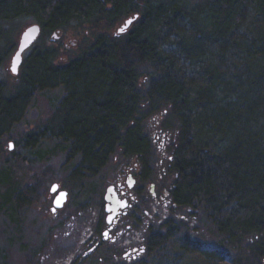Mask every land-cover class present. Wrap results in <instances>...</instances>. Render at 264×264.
<instances>
[{"label": "trees", "instance_id": "trees-1", "mask_svg": "<svg viewBox=\"0 0 264 264\" xmlns=\"http://www.w3.org/2000/svg\"><path fill=\"white\" fill-rule=\"evenodd\" d=\"M248 9L264 28V0H0V68L15 47L16 21L29 16L42 27L17 81L0 79V207L29 204L35 192L18 189L23 159L3 156L5 141L28 150L58 139L73 183L100 173L116 153L135 157L144 183L153 152L145 121L160 112L163 129L177 127L167 148L177 173L173 211L200 214L217 244L197 243L186 223L167 218L152 228L143 256L111 264H264V62L248 60L264 61V35L256 26L238 34ZM134 14L123 33L98 30ZM72 24L97 31L64 62L42 39ZM56 87L65 93L48 115L24 124L29 104ZM104 185L84 191L92 199Z\"/></svg>", "mask_w": 264, "mask_h": 264}, {"label": "rangeland", "instance_id": "rangeland-1", "mask_svg": "<svg viewBox=\"0 0 264 264\" xmlns=\"http://www.w3.org/2000/svg\"><path fill=\"white\" fill-rule=\"evenodd\" d=\"M190 4L202 3L207 0H188ZM34 22L32 17L26 16L20 18L14 23L13 35L15 37V46L20 31L26 25ZM256 17L253 15L252 10L247 11L245 14L241 28L238 34L240 37L249 35L250 31L257 27L254 25ZM120 25L117 24L112 28L102 26L98 27L101 32L115 33ZM97 29L92 28L90 25L84 24L81 26L70 25L63 31H58V37L53 38L50 35L44 36L42 43L57 48L59 52V60L67 62L69 59L75 57L83 48H85L93 39ZM254 32H258L261 36L264 35V28L257 27ZM247 33V34H246ZM15 48V47H14ZM13 48V50H14ZM32 48V47H31ZM31 48L24 52V59L30 53ZM11 51L10 55L12 54ZM9 55V58H10ZM8 58V60H9ZM250 64H260L264 61H256L248 59ZM247 60V62H248ZM233 65L237 62V58L230 61ZM5 67L0 68V79H6L9 82H16L17 79ZM236 66V65H235ZM234 67V66H233ZM233 70V69H231ZM145 79V77H144ZM44 95H38L28 106L24 113L22 122L31 125L38 118L47 116L50 111V102L56 104L64 95L65 90L62 87L45 90ZM167 119V118H166ZM164 115L160 112L155 113L145 121V130L152 141V159L150 163V170L147 178H143L144 183H141L142 177L145 176L143 171L137 164L135 157L122 156L119 153L112 155L108 164L97 175L86 178L84 182L73 183L69 177L72 172L73 166L66 159V154L63 151L58 139L46 136L38 141L33 149L20 148L15 146L12 140H7L3 144V156L8 158L11 152L19 154L22 162L16 163V170L18 180L21 183L18 189L25 187H32L34 192V200L29 204L20 205L11 209L9 205L0 207V264H81L80 256H77V248L72 252L65 255L61 250H64V239L61 235L67 227L63 226L59 229L56 228L55 220H53V213L50 211L51 200L54 192H50L52 183H59L60 187L68 190V199L64 207L59 210L62 217L66 215L71 208L73 211L71 222L79 223L82 217H93L96 215V210L88 209V206L77 209L78 206L84 202L102 200L105 188L109 183L120 182V188L126 190L127 197L133 198L137 196L138 188L141 185L139 197L141 201H147V210L145 223L152 225L153 229L159 227L167 218L175 219L176 221H186V229L188 234L197 240H201L204 244L214 246L217 244V237L214 235L215 230L212 225L203 222L204 218L200 214H193V209H176L170 211L169 197L167 195L168 185L171 183V175L168 174L165 161L169 156L168 149L162 148L167 143H172L175 137L176 124L170 128L163 129ZM166 124V123H165ZM15 132H22L16 130ZM164 142L166 144H164ZM12 145L9 149V145ZM27 150V151H26ZM136 164V165H135ZM1 166V163H0ZM136 166V167H135ZM166 172L165 176L164 173ZM132 174V179L135 184L128 188L126 186L127 174ZM161 177L163 179H161ZM102 193L92 195L93 198L88 197L84 188L89 184L97 185L98 183L104 184ZM27 183V184H26ZM154 183L153 195L150 193V184ZM0 190L2 188L0 187ZM44 191L42 198H38V194ZM40 192V193H39ZM50 192V195H49ZM49 195V196H48ZM129 198V199H130ZM144 203V202H143ZM89 210H92L88 213ZM191 213V214H190ZM177 217V218H176ZM70 224V221L68 225ZM75 226V225H74ZM50 228H56L53 232L48 231ZM145 225H143V229ZM142 229V228H141ZM142 229V230H143ZM69 235H66L65 245L68 246L70 242L77 241L80 246V241L85 239V235L80 233L76 235L74 230L68 229ZM48 235L50 237L48 238ZM132 248L130 249V251ZM59 251L61 254L59 255ZM131 252L127 256H131ZM194 259L195 258H191ZM76 260V261H75ZM196 261L197 256H196ZM189 262V261H188ZM226 264V263H222Z\"/></svg>", "mask_w": 264, "mask_h": 264}, {"label": "flooded vegetation", "instance_id": "flooded-vegetation-1", "mask_svg": "<svg viewBox=\"0 0 264 264\" xmlns=\"http://www.w3.org/2000/svg\"><path fill=\"white\" fill-rule=\"evenodd\" d=\"M121 26V25H120ZM119 26V27H120ZM117 30V29H116ZM116 32V31H115ZM164 144H166L164 142ZM171 143H167L166 145H163L162 148H168V146ZM171 162H173V157L171 154L166 158L165 165L168 174L171 175V183L170 185L163 187L167 188V195L170 203L169 209L170 211H173L175 209V204L172 202V196L170 193V189L174 187L172 184L173 179L175 176H177V173L171 172ZM136 165V164H135ZM136 167V166H135ZM166 172L164 173L165 176ZM132 174H127L128 176ZM161 179H163L161 177ZM58 184V187L55 194L52 197L51 205L53 206V198L56 195L58 191H65L66 192V200L64 201L63 205L60 208L55 209V211H52L50 207V211L53 213V220H55L56 228L59 229L63 226L67 227L63 232H61V235H69L68 229L71 231L74 230L76 235H79L80 233H83L85 235V239L80 241V246L77 244V241L70 242L67 245H65L66 235L62 236L64 239V242L62 245H64V250H61L62 254L65 255L67 253L72 252L74 249L77 250V253H79L77 256H80V263L81 264H111L113 262H132L141 256H143L148 248L149 242L148 238L151 234L152 225L149 223H145V213L148 208L147 201H141V197H139V191L137 192V196L133 198H128L126 194V190L120 188V182L116 183H109L106 188L109 185H113L116 192L118 193L120 198H126L127 205L126 207L119 210V212L116 214V216L113 218L111 222L106 221L107 212L105 211L106 202L104 201V195L102 200H96V201H87L79 205L77 209H81V211L88 206L89 208H92V210H96V215L93 217H82L81 221L79 223H73L71 222L72 219V208L67 211L68 213L62 217L59 213V210H61L64 207V204L67 202L68 197V190L62 189L59 185V183L54 182ZM53 184V183H52ZM135 184V180L133 179V185ZM154 184V183H152ZM132 185V186H133ZM127 186V185H126ZM51 188V187H50ZM105 188V190H106ZM42 193L38 194V198H42L44 195V191H41ZM53 193V192H51ZM105 193V192H104ZM50 195V192H49ZM48 195V196H49ZM40 198V199H41ZM144 202V203H143ZM92 210H89L88 213H90ZM177 218V217H176ZM185 220V219H184ZM183 221L184 223L186 221ZM70 221V224L68 225ZM75 225V226H74ZM143 225H145V228L143 229ZM56 228H50L48 231L53 232V230H56ZM143 230H142V229ZM50 235H48V238ZM193 239V238H192ZM196 240V242L199 240ZM197 242V243H198ZM132 250L130 251V249ZM59 251V255L61 254ZM131 252V256H127L128 253ZM61 254V255H62ZM264 260V259H262ZM76 261V260H75Z\"/></svg>", "mask_w": 264, "mask_h": 264}, {"label": "water", "instance_id": "water-1", "mask_svg": "<svg viewBox=\"0 0 264 264\" xmlns=\"http://www.w3.org/2000/svg\"><path fill=\"white\" fill-rule=\"evenodd\" d=\"M137 16H138L137 14H134L132 17L127 18L124 21V23L121 24V26L117 28L116 33L117 34L123 33L124 31L120 32L119 29L124 27V25L128 21H131L132 23L137 18ZM130 24H128L127 28L129 27ZM41 33H42V27L38 22H32L26 25L25 27H23L22 30L20 31L16 46L12 54L10 55V58L8 60V66H7L8 71L13 76H17L19 74L20 67L24 59L23 57L24 52L34 45V43L40 37ZM51 37L57 38L58 31L53 32L51 34ZM14 59L16 60L15 73H13V71L11 70ZM126 185L128 188L132 187L133 179L131 175L128 176V179L126 180ZM57 187H58V184L53 183L51 185L50 192L56 191ZM153 188H154V184H150V193L152 195H153ZM65 200H66V192L63 190L58 191L53 198V206L51 210L55 211V209L60 208L63 205ZM104 201L106 202L105 211L108 213L106 216L107 222H111L113 218L116 216V214L119 212V210L126 207L127 205L126 198H120L113 185H109L106 188L105 193H104Z\"/></svg>", "mask_w": 264, "mask_h": 264}, {"label": "snow or ice", "instance_id": "snow-or-ice-1", "mask_svg": "<svg viewBox=\"0 0 264 264\" xmlns=\"http://www.w3.org/2000/svg\"><path fill=\"white\" fill-rule=\"evenodd\" d=\"M130 23H131V21L126 22V24L124 25V27L120 28L119 31L120 32L125 31V29L127 28L128 24H130ZM11 70L13 71V73H15V71H16V60L15 59L13 60L12 69ZM11 147H12V145H9V148L10 149H11ZM53 190H55V189H53Z\"/></svg>", "mask_w": 264, "mask_h": 264}]
</instances>
